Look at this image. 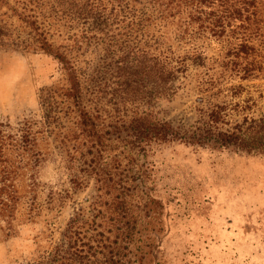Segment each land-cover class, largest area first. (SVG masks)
I'll use <instances>...</instances> for the list:
<instances>
[{
    "label": "rangeland",
    "instance_id": "rangeland-1",
    "mask_svg": "<svg viewBox=\"0 0 264 264\" xmlns=\"http://www.w3.org/2000/svg\"><path fill=\"white\" fill-rule=\"evenodd\" d=\"M257 5L246 23L247 50L230 47L241 35L200 36L202 62L188 60L171 96L160 82L127 72L135 68L133 56L147 52L149 35L129 38L116 24L90 31L88 23L70 25L58 15L43 19L54 23L57 43L73 47L83 105L100 126L114 129L141 113L196 125L219 104L225 115L218 127L250 137L264 119V0ZM190 47L183 42L178 49ZM245 71L251 75L243 77ZM66 85L54 57L0 46V123L8 135L0 164V194L8 202L0 204V264H30L40 245L62 238L80 209L92 217L98 194L108 198L98 190L96 167L131 185L139 230L133 264H264V131L250 148L172 142L129 151L132 145L119 140L131 132L123 130L113 134L115 148L99 155L79 128ZM28 126L39 156L20 142Z\"/></svg>",
    "mask_w": 264,
    "mask_h": 264
},
{
    "label": "trees",
    "instance_id": "trees-1",
    "mask_svg": "<svg viewBox=\"0 0 264 264\" xmlns=\"http://www.w3.org/2000/svg\"><path fill=\"white\" fill-rule=\"evenodd\" d=\"M257 1L0 0V46L40 49L60 63L67 81L65 94L79 111V128L92 146L97 148L99 155L114 147L113 134L119 132V137L123 130L131 132L129 140L124 141V137L119 140L125 142V147L127 143L132 145L129 151L133 148L146 150L154 145L172 142L200 146L217 142L222 146L235 144L250 148L256 146L254 137H259L258 133L264 131V119L250 137L245 136L240 129H220L218 124L225 115V108L219 104L204 110L206 120L196 125H176L170 120L161 121L141 113L128 122L114 125V129L100 126L95 116L83 105L81 73L71 54L73 47L63 42L57 43L54 36L60 34L54 31V23L43 18L58 15L57 20H65L70 25L88 23L90 31L108 28V25L113 28L116 24L118 31L129 38L135 33L149 35L147 52L140 58L133 56L135 68L127 72L160 82L162 93L171 96L175 92V81L188 68V60L198 64L202 62L203 48L196 42L200 36L230 39L241 35L242 41L230 47L239 52L247 50L246 32L249 27L246 23L251 15L256 14ZM45 11L49 12L48 17L44 15ZM16 20L22 29L17 28ZM257 28L260 32V26ZM25 29L27 35L22 37L20 30ZM183 42H188L191 47L181 52L178 47ZM132 54H135L134 51ZM250 75V71H245L243 77ZM7 137L0 123V164L7 159L4 158ZM35 139L28 126L20 142L26 148L30 145L29 151L39 156ZM130 158L133 159L132 156ZM102 170L95 168L100 182L98 190L104 189L103 193L108 194V198L103 200L98 194L92 217L80 209L67 223L62 238L46 247L40 245L30 264H133L136 261L132 255H136L133 246L139 239V230L128 199L131 185L127 181H116L110 172ZM0 196V204L6 203L5 197L2 194Z\"/></svg>",
    "mask_w": 264,
    "mask_h": 264
}]
</instances>
